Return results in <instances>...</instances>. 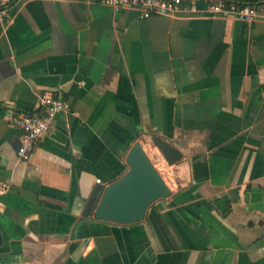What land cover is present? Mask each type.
<instances>
[{
  "label": "crops",
  "instance_id": "crops-1",
  "mask_svg": "<svg viewBox=\"0 0 264 264\" xmlns=\"http://www.w3.org/2000/svg\"><path fill=\"white\" fill-rule=\"evenodd\" d=\"M143 19L100 0L9 3L0 21V264H264L263 16ZM70 108L28 161L12 111ZM153 135L183 153L158 167L171 196L144 220L83 217ZM162 154V153H161Z\"/></svg>",
  "mask_w": 264,
  "mask_h": 264
},
{
  "label": "water",
  "instance_id": "water-1",
  "mask_svg": "<svg viewBox=\"0 0 264 264\" xmlns=\"http://www.w3.org/2000/svg\"><path fill=\"white\" fill-rule=\"evenodd\" d=\"M152 140L170 164L177 163L183 153L169 140L153 135ZM128 171L107 186L97 183L87 199L83 217L117 224H131L145 219L154 203L171 196L163 179L140 142L127 155ZM18 264H31L21 262Z\"/></svg>",
  "mask_w": 264,
  "mask_h": 264
},
{
  "label": "built area",
  "instance_id": "built-area-1",
  "mask_svg": "<svg viewBox=\"0 0 264 264\" xmlns=\"http://www.w3.org/2000/svg\"><path fill=\"white\" fill-rule=\"evenodd\" d=\"M21 4L28 0H0V21L8 16L9 3ZM112 8L128 7L136 10L140 18L146 19L154 15L178 16L184 13L196 12L199 0H100ZM208 11L214 15L233 17L241 22H255L262 16L258 5L240 4L231 0H214L209 3ZM41 113H24L12 111L11 122L22 130V142L17 155L20 161H28L42 137L48 134L54 126L55 118L70 108L65 98L57 92L45 91L39 95ZM8 185L3 183L0 190Z\"/></svg>",
  "mask_w": 264,
  "mask_h": 264
},
{
  "label": "rangeland",
  "instance_id": "rangeland-1",
  "mask_svg": "<svg viewBox=\"0 0 264 264\" xmlns=\"http://www.w3.org/2000/svg\"><path fill=\"white\" fill-rule=\"evenodd\" d=\"M146 146H147L146 152L149 155V157L151 158V160L154 163V165L156 166V168L157 169H158V167L162 168L164 160L162 158L161 152L158 150V148L152 147L150 145H146Z\"/></svg>",
  "mask_w": 264,
  "mask_h": 264
}]
</instances>
